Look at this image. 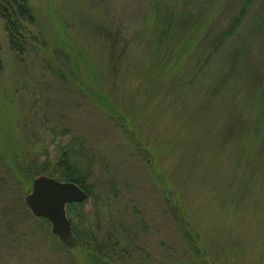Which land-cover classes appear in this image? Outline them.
<instances>
[{"label":"rangeland","instance_id":"rangeland-1","mask_svg":"<svg viewBox=\"0 0 264 264\" xmlns=\"http://www.w3.org/2000/svg\"><path fill=\"white\" fill-rule=\"evenodd\" d=\"M32 1L25 54L0 26V264H96L15 177L71 149L98 264H264V0Z\"/></svg>","mask_w":264,"mask_h":264},{"label":"trees","instance_id":"trees-1","mask_svg":"<svg viewBox=\"0 0 264 264\" xmlns=\"http://www.w3.org/2000/svg\"><path fill=\"white\" fill-rule=\"evenodd\" d=\"M238 17L232 21L234 24ZM37 24L35 7L32 0H0V26L4 33L6 47L17 56L25 54L29 46L38 39V32L35 30ZM231 25H229L230 27ZM230 31L225 32L228 35ZM97 96V95H96ZM102 100V98H100ZM68 155L63 151L55 160H47L44 165L39 167L36 163L25 165L20 163L17 166L15 177H22L29 182L38 174H45L56 179L71 181L78 185L85 193V198L79 202L66 204V214L70 221L71 230L77 238V245L81 256L92 263L101 256H112L119 245L117 228L111 231L99 232V227L91 225L88 213L83 208L86 199L91 195L89 180L92 178V172L89 170V164L80 156V152ZM15 178V183L20 184L21 180ZM11 214L16 212L13 205L8 208ZM47 223L45 219H41ZM85 228V230L82 229ZM86 260V262H87Z\"/></svg>","mask_w":264,"mask_h":264},{"label":"water","instance_id":"water-1","mask_svg":"<svg viewBox=\"0 0 264 264\" xmlns=\"http://www.w3.org/2000/svg\"><path fill=\"white\" fill-rule=\"evenodd\" d=\"M84 198V191L75 183L38 174L32 178L23 202L32 216L47 221L50 232L63 248L71 249L77 245V238L71 230L65 207Z\"/></svg>","mask_w":264,"mask_h":264}]
</instances>
